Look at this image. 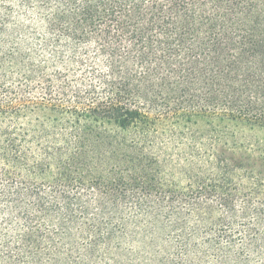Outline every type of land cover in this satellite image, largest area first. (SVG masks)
<instances>
[{"label":"trees","instance_id":"trees-1","mask_svg":"<svg viewBox=\"0 0 264 264\" xmlns=\"http://www.w3.org/2000/svg\"><path fill=\"white\" fill-rule=\"evenodd\" d=\"M246 127L264 0H0V264H264Z\"/></svg>","mask_w":264,"mask_h":264},{"label":"rangeland","instance_id":"rangeland-1","mask_svg":"<svg viewBox=\"0 0 264 264\" xmlns=\"http://www.w3.org/2000/svg\"><path fill=\"white\" fill-rule=\"evenodd\" d=\"M239 135L245 143H248L250 145H258V142H260L259 145H264V129L259 127H246L239 131ZM13 229V227L11 228ZM11 229H6L8 232H11ZM5 231V230H4ZM136 248L135 245H131ZM143 262H145V257H142L141 259Z\"/></svg>","mask_w":264,"mask_h":264}]
</instances>
